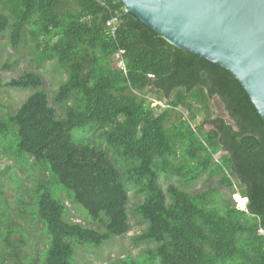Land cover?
I'll return each mask as SVG.
<instances>
[{
  "label": "trees",
  "instance_id": "1",
  "mask_svg": "<svg viewBox=\"0 0 264 264\" xmlns=\"http://www.w3.org/2000/svg\"><path fill=\"white\" fill-rule=\"evenodd\" d=\"M116 16L112 36L106 24ZM6 32L14 49L30 39L38 67L55 61L67 72L54 96L59 113L40 90L41 75L4 83L11 66L0 68V92L35 91L0 116V155L31 158L42 170L18 207L19 218L40 222L49 236L40 264H76L78 246L127 235L130 189L144 196L135 212L147 225L134 242L154 245L145 263L264 264V121L227 70L174 47L118 0H0V36ZM215 98L233 124L214 118ZM152 100L166 108L158 114ZM202 178L238 186L246 210L215 201L216 188L191 193ZM66 200L104 230L71 221ZM2 212L0 264H38L24 250L26 237L16 239L9 209Z\"/></svg>",
  "mask_w": 264,
  "mask_h": 264
},
{
  "label": "rangeland",
  "instance_id": "2",
  "mask_svg": "<svg viewBox=\"0 0 264 264\" xmlns=\"http://www.w3.org/2000/svg\"><path fill=\"white\" fill-rule=\"evenodd\" d=\"M74 8V7H73ZM35 48L34 44L27 39L25 43L21 44L18 49L12 48L9 39V32L0 36V68L8 66L6 70H2V77L4 83H9L13 79L19 78L25 72H35L41 75L44 79V86L40 90H45L50 97V103L54 108L57 105L54 102V96L59 86L67 79V72L61 68L57 62H49L43 67H38L35 60ZM115 63L119 66H124L120 56L113 58ZM34 90H18L8 86H5L0 92V116L6 117L8 114H14L21 105L27 100L29 96L34 94ZM151 101V100H150ZM153 101V107L161 106L162 109L158 110V114L166 108L165 102L157 100ZM58 109V108H57ZM212 110L214 112V118L220 117L229 124H233L232 119L225 111L224 106L215 98L212 101ZM59 113H62L58 109ZM184 118H187V113L182 109ZM203 117L199 115L196 120V125L202 122ZM177 122V119H173ZM10 147V145H8ZM4 150L1 148L0 153ZM12 153V152H10ZM180 153H183L180 151ZM222 153L215 157V161H218ZM24 159L7 155H0V214H3V207H7L12 215V219L20 226L19 232L16 234L17 238L26 237V243L23 244L24 250L27 255L40 264L41 255L47 247L49 236L46 233L43 224L35 222L30 216L23 218L18 216V207L20 205L19 197L23 191H30L37 185L38 179L42 175L40 166H34L33 159H29L26 164L23 163ZM164 188L169 185L168 181H161ZM171 183L182 187L179 179H173ZM216 188L220 192L215 197V201L221 202L222 199L232 200L236 207L246 204V198L240 194L238 186L228 188L219 184L213 180H207L202 178L198 183L190 187L191 193L207 192L210 189ZM130 202L128 205V213L130 217V231L123 237H112L100 247L94 246H78L75 255L76 264H117L120 259L131 257L142 261L141 264H147L144 261V255L146 250L154 247L153 244H140L136 245L134 240L137 236L141 235L146 230V223L136 214V207L141 204L144 199L142 195H135L132 189L129 190ZM240 198H237V197ZM242 199V200H241ZM27 201L31 198L28 196ZM245 203V204H244ZM66 205L69 207L71 213V221L82 223L86 226H90L99 230H104L102 225L94 223L89 214L81 207L66 200ZM264 233V230L261 231ZM158 264V263H156Z\"/></svg>",
  "mask_w": 264,
  "mask_h": 264
},
{
  "label": "water",
  "instance_id": "3",
  "mask_svg": "<svg viewBox=\"0 0 264 264\" xmlns=\"http://www.w3.org/2000/svg\"><path fill=\"white\" fill-rule=\"evenodd\" d=\"M168 43L227 70L264 121V0H118Z\"/></svg>",
  "mask_w": 264,
  "mask_h": 264
},
{
  "label": "built area",
  "instance_id": "4",
  "mask_svg": "<svg viewBox=\"0 0 264 264\" xmlns=\"http://www.w3.org/2000/svg\"><path fill=\"white\" fill-rule=\"evenodd\" d=\"M119 23H120V20H119V17L116 16V17H113L111 18L108 22H107V30L108 32L114 36L118 30V27H119ZM247 201V200H246ZM247 204V203H246ZM246 204L245 205H242L240 207V209L244 210L245 207H246Z\"/></svg>",
  "mask_w": 264,
  "mask_h": 264
},
{
  "label": "clouds",
  "instance_id": "5",
  "mask_svg": "<svg viewBox=\"0 0 264 264\" xmlns=\"http://www.w3.org/2000/svg\"><path fill=\"white\" fill-rule=\"evenodd\" d=\"M245 200H247L246 203H248V199L246 198ZM246 206H247V204H246ZM240 207H241V206H240ZM240 207H239V209H240ZM241 210H242V209H241ZM244 210H246V207H245Z\"/></svg>",
  "mask_w": 264,
  "mask_h": 264
},
{
  "label": "bare ground",
  "instance_id": "6",
  "mask_svg": "<svg viewBox=\"0 0 264 264\" xmlns=\"http://www.w3.org/2000/svg\"><path fill=\"white\" fill-rule=\"evenodd\" d=\"M237 198H240L239 196ZM242 200V199H241ZM245 204V203H244Z\"/></svg>",
  "mask_w": 264,
  "mask_h": 264
}]
</instances>
